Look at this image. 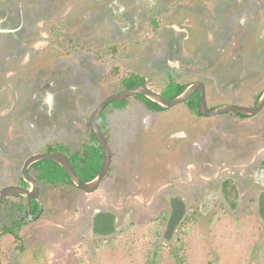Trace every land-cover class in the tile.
Masks as SVG:
<instances>
[{
	"label": "rangeland",
	"instance_id": "obj_1",
	"mask_svg": "<svg viewBox=\"0 0 264 264\" xmlns=\"http://www.w3.org/2000/svg\"><path fill=\"white\" fill-rule=\"evenodd\" d=\"M170 11L130 63L156 85L203 79L211 106H249L264 88V0H0V185L56 139L96 145L87 117L108 95L103 68L89 54L58 58L50 26L66 18L69 35L98 45ZM232 115L111 109L108 180L91 194L41 184L44 210L12 264H264V110L246 123ZM191 212L185 254L178 231Z\"/></svg>",
	"mask_w": 264,
	"mask_h": 264
},
{
	"label": "trees",
	"instance_id": "obj_2",
	"mask_svg": "<svg viewBox=\"0 0 264 264\" xmlns=\"http://www.w3.org/2000/svg\"><path fill=\"white\" fill-rule=\"evenodd\" d=\"M173 11L156 14L149 18L148 21L140 22L138 24V36L124 40H107L101 44L89 43L88 41L77 40L69 35V23L66 18L55 21L48 30V38L50 40V48L60 59H73L78 54L91 55L96 63L103 68V74L100 77L101 86L108 91V95L119 92L123 89H130L137 85H146L153 90L161 93L167 99L172 100L179 96L185 88L197 81H202L200 78H192L187 81H179L172 75L169 76V82L165 85H156L151 79L146 70L134 67L130 63V54L135 50H142L151 40L157 39L162 32L168 27L169 19ZM264 88L256 93L254 97L249 100V106H255L262 95ZM106 97V98H107ZM105 98V99H106ZM209 102V95L207 94ZM133 102H139L151 112L165 111L157 103L149 100L143 95H136L129 97L121 102H114L108 105L99 117V124L103 130L109 124V111L111 109L125 110L130 108ZM186 107L192 115L199 118H207L200 112V93L196 92L189 101ZM213 110L217 106H211ZM221 106V105H220ZM91 114V113H90ZM235 120L246 123L252 117L244 116L235 112L232 115ZM87 117V125L91 131V139L95 144L83 142L77 149H74L68 143L56 139L47 143L43 152H60L69 157L75 169L78 171L80 177L85 182L94 180L102 166L103 151L96 138ZM30 172L36 177L40 184L51 186H72L71 178L66 171L57 163L44 160L33 164L30 167ZM111 172V170H110ZM109 172V173H110ZM108 180V176L104 181ZM103 181V182H104ZM6 185H20L29 187L23 180L22 175L16 181H11L0 185V190ZM78 189V188H77ZM12 198L17 200L12 201ZM26 206L25 198L16 195L5 198L1 210L6 211L8 215L9 224H6L0 230V264H12V255L16 251L25 250V242L30 235L26 232L30 223L27 222L22 214ZM40 211V204L37 201L32 202V213L37 214ZM1 212V211H0ZM196 212V211H195ZM191 212L183 222V228L178 231V241L182 251L186 254V244L190 233L192 224L196 223V213ZM170 216L169 210H164L158 217L159 227H165ZM99 224V221L96 225Z\"/></svg>",
	"mask_w": 264,
	"mask_h": 264
},
{
	"label": "water",
	"instance_id": "obj_3",
	"mask_svg": "<svg viewBox=\"0 0 264 264\" xmlns=\"http://www.w3.org/2000/svg\"><path fill=\"white\" fill-rule=\"evenodd\" d=\"M196 92L200 93V112L205 117H219L232 112H236L244 116H256L264 110V90L255 106H245L232 103L221 105L212 110L207 101L206 85L202 81H197L188 85L179 96L172 100L167 99L161 93L146 85H137L130 89H123L119 92L109 95L106 99L99 103L98 106L95 107V109L91 112L89 117L91 128L103 151L102 166L94 180L90 182L83 181L78 171L75 169L73 163L65 154L54 151L36 153L29 156L24 161L21 169L23 180L30 186V188L20 185L4 186L0 190V209L5 198L20 195L26 200V206L23 210V216L25 220L30 223L38 220L41 217L44 210L43 204L40 200L41 186L36 177L30 173L29 169L33 164L44 160H50L59 164L69 175L73 185L78 189L88 194L96 192L100 188L104 179L107 177L113 160L111 145L99 124V117L104 109L111 103L121 102L136 95H143L149 100L157 103L163 109H170L180 104L186 103ZM32 201H37L40 204V211L37 214L32 213Z\"/></svg>",
	"mask_w": 264,
	"mask_h": 264
},
{
	"label": "clouds",
	"instance_id": "obj_4",
	"mask_svg": "<svg viewBox=\"0 0 264 264\" xmlns=\"http://www.w3.org/2000/svg\"><path fill=\"white\" fill-rule=\"evenodd\" d=\"M194 83H195V82H194ZM203 83H204V82H203ZM204 84H205V83H204ZM205 85H206V84H205ZM206 88H207V86H206ZM207 94H208V89H207ZM207 101H208V99H207ZM101 102H102V101H101ZM101 102H100V103H101ZM208 104H209V103H208ZM97 106H98V105H97ZM97 106H96V107H97ZM173 108H174V107H173ZM94 109H95V108H94ZM94 109H93V110H94ZM170 109H172V108H170ZM93 110H92V111H93ZM104 110H105V109H104ZM164 110H165V109H164ZM256 116H257V115H256ZM249 117H255V116H249ZM89 123H90V122H89ZM90 126H91V125H90ZM100 127H101V126H100ZM102 130H103V129H102ZM103 131H104V130H103ZM104 133H105V131H104ZM105 135H106V137H107V139H108V136H107L106 133H105ZM108 141H109V139H108ZM98 142H99V141H98ZM109 143H110V142H109ZM111 149H112V148H111ZM39 153H41V152H39ZM112 153H113V152H112ZM35 154H36V153H35ZM32 155H33V154H32ZM30 156H31V155H30ZM27 158H28V157H27ZM27 158H26V159H27ZM26 159H25V160H26ZM112 161H113V160H112ZM23 164H24V163H23ZM111 166H112V165H111ZM110 170H111V168H110ZM29 171H30V169H29ZM109 172H110V171H109ZM30 173H31V172H30ZM108 174H109V173H108ZM33 176H34V175H33ZM107 176H108V175H107ZM34 177H35V176H34ZM22 178H23V177H22ZM104 180H105V179H104ZM39 183H40V182H39ZM102 183H103V182H102ZM26 184H27V183H26ZM6 186H7V185H6ZM28 186H29V185H28ZM40 186H41V184H40ZM26 188H30V186H29V187H26ZM40 194H41V192H40ZM10 197H12V196H10ZM40 200H41V198H40ZM25 201H26V200H25ZM32 202H33V201H32ZM1 207H2V205H1ZM30 223H32V222H30Z\"/></svg>",
	"mask_w": 264,
	"mask_h": 264
}]
</instances>
